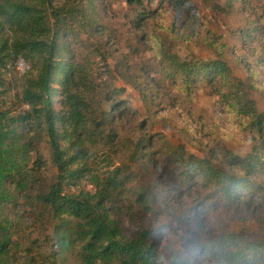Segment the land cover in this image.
I'll return each instance as SVG.
<instances>
[{
	"label": "rangeland",
	"instance_id": "374dc122",
	"mask_svg": "<svg viewBox=\"0 0 264 264\" xmlns=\"http://www.w3.org/2000/svg\"><path fill=\"white\" fill-rule=\"evenodd\" d=\"M188 1L180 7L172 0H144L147 16L140 17V8L126 0H96V24L87 32L83 20H72L60 39L58 56L83 71L89 98H102L104 106L117 102L112 122L103 131L114 134L118 150L111 153L113 166L128 168L134 175L128 178L126 199L113 210L124 234L133 237L139 229L149 230L164 264H224L213 247L221 237L264 243V166L250 175L249 183L262 185V192L248 187L247 193L227 201L211 185L203 188L201 177L186 179L180 173L182 161L194 155L230 172L231 157L248 158L258 152L264 158V136H258L215 84L196 83L187 90L167 77L161 51L186 61L223 60L234 82L264 113V0ZM29 66L19 59L18 76ZM103 83L117 88L109 103L100 92ZM137 142L153 151L152 160L131 157ZM42 149L45 165L40 175L49 181L56 172L44 144ZM81 188L95 190L87 181ZM143 189L150 194L147 208L136 200ZM52 226L42 222L30 236L45 255L40 263L77 264L75 251L58 255L54 262L47 256Z\"/></svg>",
	"mask_w": 264,
	"mask_h": 264
},
{
	"label": "trees",
	"instance_id": "16d2710c",
	"mask_svg": "<svg viewBox=\"0 0 264 264\" xmlns=\"http://www.w3.org/2000/svg\"><path fill=\"white\" fill-rule=\"evenodd\" d=\"M80 1L85 7L76 5ZM95 1L0 0V264H41L45 255L30 236L42 222L53 224L47 255L52 262L75 251L77 264H164L151 232L142 228L133 237L125 235L113 212L126 199L128 178L134 176L128 168L113 166L111 153L118 150L114 134L103 131L112 122L117 102L104 106L102 98H89L83 71L58 56L60 39L72 20H83L87 32L96 24ZM126 1L140 8V17L147 16L144 0ZM172 1L180 7L189 5L188 0ZM161 53L167 77L187 90L196 83L215 84L263 138L264 113L234 82L223 60L186 61L166 50ZM19 59L30 65L20 76L15 69ZM116 89L102 84L105 102ZM43 144L56 172L49 181L40 175L45 165ZM144 144L137 142L131 157L152 160L153 151ZM100 145L108 149L97 148ZM263 166L258 152L228 159L230 172L211 159L188 155L180 173L186 179L201 177L203 188L211 185L219 198L230 201L247 193L248 187L253 193L263 191L262 185L249 184L250 175L259 174ZM83 181L95 190L82 189ZM144 190L137 191L136 200L147 208L150 194ZM213 247L224 264H264V243L240 242L232 235L221 237Z\"/></svg>",
	"mask_w": 264,
	"mask_h": 264
}]
</instances>
